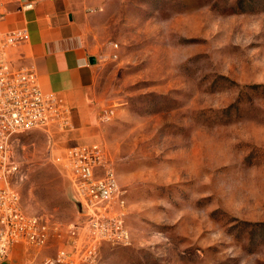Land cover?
Instances as JSON below:
<instances>
[{
    "label": "rangeland",
    "instance_id": "rangeland-1",
    "mask_svg": "<svg viewBox=\"0 0 264 264\" xmlns=\"http://www.w3.org/2000/svg\"><path fill=\"white\" fill-rule=\"evenodd\" d=\"M71 1L100 65L94 119L13 138V186L50 238L4 264L70 249L83 218L60 158L96 144L131 240L95 264H264V0Z\"/></svg>",
    "mask_w": 264,
    "mask_h": 264
},
{
    "label": "built area",
    "instance_id": "built-area-1",
    "mask_svg": "<svg viewBox=\"0 0 264 264\" xmlns=\"http://www.w3.org/2000/svg\"><path fill=\"white\" fill-rule=\"evenodd\" d=\"M37 2L28 0L22 9L31 10ZM3 6L0 0V14ZM27 40L24 28L0 33V264L17 247L41 249L50 238L47 222L23 211L13 186L19 171L12 151L13 138L33 130L49 133L69 126L66 104L53 93L41 91L36 73L31 69L11 70L5 60L7 50ZM60 167L81 206L82 225L70 249L31 264H95L102 244L129 245L125 192L106 149L97 144L69 147L63 151Z\"/></svg>",
    "mask_w": 264,
    "mask_h": 264
},
{
    "label": "crops",
    "instance_id": "crops-1",
    "mask_svg": "<svg viewBox=\"0 0 264 264\" xmlns=\"http://www.w3.org/2000/svg\"><path fill=\"white\" fill-rule=\"evenodd\" d=\"M27 1L2 0L0 33L28 32V40L7 50L5 60L11 70H33L41 91L66 104L69 127L82 126L94 119L93 86L100 66L86 40L87 18L71 0H38L33 9L23 10Z\"/></svg>",
    "mask_w": 264,
    "mask_h": 264
},
{
    "label": "water",
    "instance_id": "water-1",
    "mask_svg": "<svg viewBox=\"0 0 264 264\" xmlns=\"http://www.w3.org/2000/svg\"><path fill=\"white\" fill-rule=\"evenodd\" d=\"M89 62H90V64H95L96 63V60H95V58L94 57H89ZM76 202V205H77V207L79 208V210L81 211V206H80V204H79V202H77V201H75Z\"/></svg>",
    "mask_w": 264,
    "mask_h": 264
}]
</instances>
